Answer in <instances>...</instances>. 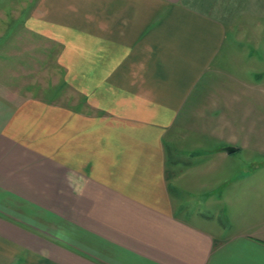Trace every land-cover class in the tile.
<instances>
[{
  "label": "crops",
  "instance_id": "1",
  "mask_svg": "<svg viewBox=\"0 0 264 264\" xmlns=\"http://www.w3.org/2000/svg\"><path fill=\"white\" fill-rule=\"evenodd\" d=\"M255 2L26 5L21 32L0 45L15 58L10 72L64 74L82 98L49 99L0 78V264H264V220L246 214L256 203L231 210L226 225L186 218L169 160L185 152L169 146L179 121L210 120L216 135L228 118L209 106L227 111L240 85L253 94L221 59L237 10L264 15ZM0 20L4 37L13 23Z\"/></svg>",
  "mask_w": 264,
  "mask_h": 264
},
{
  "label": "rangeland",
  "instance_id": "2",
  "mask_svg": "<svg viewBox=\"0 0 264 264\" xmlns=\"http://www.w3.org/2000/svg\"><path fill=\"white\" fill-rule=\"evenodd\" d=\"M0 3L3 7L0 10V19L6 18L13 23V26L3 32L4 37H0V45L4 43L8 46L11 44L7 37L14 34L13 30L17 32L19 29L21 32L22 22L29 11L26 5L30 3L31 6L33 0H0ZM256 4L260 5L259 0ZM252 11L237 10L240 14L236 25L239 27L228 26L230 38L221 61L241 82L253 85V94L246 92V86L240 85L237 88L240 100L235 105H230L227 111L222 106H209V112L212 113L209 115L214 116H211L212 118H215L217 113H224L228 118L223 122L225 127L219 129L218 134L211 132L213 128L209 126L210 120L201 122V119L197 118L188 123L179 121L175 128V137L169 136V146L175 144L180 150L185 149V152L169 156V160L176 161L174 197L176 201L179 200L178 210L186 218L200 219L198 216L203 215L226 225L231 210L246 208L248 204L251 207V204L256 203V209L252 208L251 211V208H246V214H254L256 210V218L264 220V211L258 209L264 201V35L260 41L250 37V34L258 36L261 33L264 15H257ZM246 31L247 35L250 33L249 37L240 36ZM23 33L25 32L21 33L22 36ZM4 53V50H0V78L4 81L30 87V91L35 95L49 99L71 101L82 98L65 83L64 74L61 73L21 72L13 75L9 68H15V58L9 59L3 56ZM199 107L196 112L201 113ZM217 116L219 119L223 117L222 114ZM228 120L232 127L229 126ZM227 145L240 148L228 154L224 152ZM190 151L194 153H189ZM190 162L191 168L188 166ZM250 185H257V188L249 190ZM231 196L235 200H230ZM250 196L256 200H249ZM217 198L221 200H216ZM215 221H208L206 224L211 226Z\"/></svg>",
  "mask_w": 264,
  "mask_h": 264
},
{
  "label": "water",
  "instance_id": "3",
  "mask_svg": "<svg viewBox=\"0 0 264 264\" xmlns=\"http://www.w3.org/2000/svg\"><path fill=\"white\" fill-rule=\"evenodd\" d=\"M239 149V146H234V145H227L225 146L224 150L227 152V153H232L236 150Z\"/></svg>",
  "mask_w": 264,
  "mask_h": 264
}]
</instances>
